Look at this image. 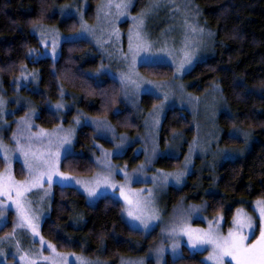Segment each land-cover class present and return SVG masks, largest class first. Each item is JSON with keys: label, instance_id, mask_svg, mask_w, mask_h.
I'll list each match as a JSON object with an SVG mask.
<instances>
[{"label": "rangeland", "instance_id": "374dc122", "mask_svg": "<svg viewBox=\"0 0 264 264\" xmlns=\"http://www.w3.org/2000/svg\"><path fill=\"white\" fill-rule=\"evenodd\" d=\"M135 3L136 0H99L92 14L87 12V0L63 3L57 7L60 18L74 17L77 30L62 32L55 25L37 24L32 33L38 37L40 48L31 53L35 60H56L63 42L89 41L96 52H85L83 58L97 62L88 74L98 82L112 77L120 84L125 104L141 119L135 133L119 132L107 118L85 114L76 109L75 99L64 94L49 107L59 113L75 109L71 122L43 128L35 121L37 111L32 99L24 93L38 90V72L24 67L9 92L0 80V157L4 161L0 192L7 193L0 195V264H112L60 251L43 238L41 224L49 214L56 185L76 188L92 201L110 196L122 203L123 215L131 227L158 231V240L145 255L119 257L115 264H165L168 257H181L184 248L203 252L205 264H217L206 259L213 254V246L193 249L182 229L193 230V235L211 231L226 237L230 229H235L238 214L241 218H256L259 208L264 207V199H255L249 208L237 209L230 224L220 215L208 216L205 202L180 201L167 207L168 187L182 186L193 172H215L224 160L242 156L249 142L237 148L222 146L218 116L230 110L218 84L197 95L183 81L196 63L214 53L215 32L202 21L195 0H145L133 12ZM154 64L170 65L172 77L156 80L144 75L140 67ZM145 94L158 98L147 112L141 103ZM172 108L185 109L193 117L195 134L187 145L180 133L173 134L164 145L160 142L161 122ZM85 125L94 132L87 154L94 160L95 170L90 176L66 174L60 168L61 161L70 154L84 153L76 151L74 143L77 131ZM100 140L112 145L106 146ZM130 147L142 157L132 168L127 160L118 159ZM179 156L182 161L175 169L156 165L161 157ZM61 176L71 179L62 180ZM18 191L22 195L18 196ZM136 216L148 220L149 227L145 229L140 220L133 218ZM244 234H248L247 229ZM258 236L257 228L246 243H253ZM227 261L225 258V264Z\"/></svg>", "mask_w": 264, "mask_h": 264}, {"label": "trees", "instance_id": "16d2710c", "mask_svg": "<svg viewBox=\"0 0 264 264\" xmlns=\"http://www.w3.org/2000/svg\"><path fill=\"white\" fill-rule=\"evenodd\" d=\"M71 0H0V80L13 91L15 79L24 67L38 72V90H26L32 99L36 123L43 128L69 124L75 109L65 113L53 111L50 103L61 95L75 99L76 109L85 114L107 118L119 132L133 134L141 127V119L125 104L120 84L112 77L98 82L88 74L96 68V60L84 59L85 52H96L86 40L61 44L56 60L50 57L33 59L31 53L40 48L32 33L37 24L55 25L62 32L77 30L74 17L60 18L61 4ZM87 12L93 13L99 0H87ZM136 0L133 12L144 4ZM201 19L215 32L214 53L196 63L183 77L187 89L202 94L218 84L230 113L218 116L222 146L241 147L249 142L242 156L226 159L215 172H193L180 186L167 191L168 208L180 201L206 204L211 218L222 216L230 224L239 208H249L255 199H264V0H195ZM125 27V24H124ZM95 58H97L95 56ZM149 78L170 79V65H142ZM158 98L145 94L142 110L149 111ZM234 132L237 135H233ZM93 129L82 126L77 131L74 149L61 161V170L74 176H90L94 160L87 154L94 139ZM180 133L185 145L195 134L192 115L185 109L172 108L165 114L159 138L162 145L173 134ZM104 145L112 143L100 140ZM130 147L118 159L134 167L141 160ZM180 157H161L156 165L165 170L179 167ZM4 161L0 157V171ZM16 175L20 172L16 169ZM41 235L60 251L74 252L89 258L111 261L119 257H140L156 243L159 233L131 227L123 215L122 203L110 196L94 201L73 187L54 186L48 216L41 224ZM1 233V230H0ZM203 252L184 248L177 259L167 258L165 264H205ZM151 264V262H149Z\"/></svg>", "mask_w": 264, "mask_h": 264}, {"label": "snow or ice", "instance_id": "6c2138e0", "mask_svg": "<svg viewBox=\"0 0 264 264\" xmlns=\"http://www.w3.org/2000/svg\"><path fill=\"white\" fill-rule=\"evenodd\" d=\"M120 5H117L119 7ZM70 143V141H69ZM62 180H70L71 177L61 176ZM179 177H177V180ZM48 181L51 182V177H48ZM35 186V185H34ZM6 192H0V195H6ZM95 193L89 192V195ZM17 195H22L19 191ZM243 210H240L242 213ZM131 216L132 213L129 212ZM136 220H140V224L146 229L149 227L148 220L141 219L136 216L133 217ZM258 221V223H257ZM235 229H230L226 237L214 234L211 231L201 234L193 235V230L184 228L183 233L188 235L191 247L193 249L203 248L204 245L213 246V254L207 257L208 260H215L217 264H225V258H228L227 264H264V207L259 208L258 216L256 218L238 217L234 220ZM24 227L23 224L18 225ZM33 227V234H35V226ZM259 229V236L253 243H246L250 240L255 232ZM247 229L248 234H244V230ZM81 264H88L87 261H82Z\"/></svg>", "mask_w": 264, "mask_h": 264}]
</instances>
